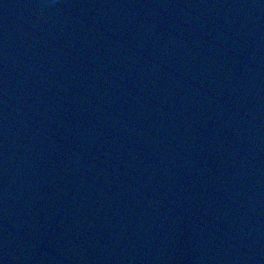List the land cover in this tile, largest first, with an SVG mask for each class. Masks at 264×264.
<instances>
[{
	"label": "water",
	"instance_id": "water-1",
	"mask_svg": "<svg viewBox=\"0 0 264 264\" xmlns=\"http://www.w3.org/2000/svg\"><path fill=\"white\" fill-rule=\"evenodd\" d=\"M0 264H264V0H0Z\"/></svg>",
	"mask_w": 264,
	"mask_h": 264
}]
</instances>
